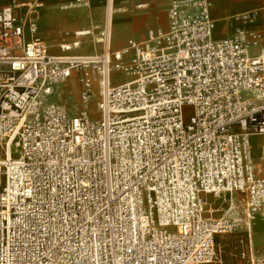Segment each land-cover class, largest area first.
<instances>
[{
  "label": "built area",
  "instance_id": "obj_1",
  "mask_svg": "<svg viewBox=\"0 0 264 264\" xmlns=\"http://www.w3.org/2000/svg\"><path fill=\"white\" fill-rule=\"evenodd\" d=\"M41 9L0 6V264H212L237 224L208 196L264 213V31L217 39L210 0H170L145 41L113 50L111 17L99 53L54 55ZM74 73L75 113L53 98Z\"/></svg>",
  "mask_w": 264,
  "mask_h": 264
},
{
  "label": "crops",
  "instance_id": "obj_2",
  "mask_svg": "<svg viewBox=\"0 0 264 264\" xmlns=\"http://www.w3.org/2000/svg\"><path fill=\"white\" fill-rule=\"evenodd\" d=\"M89 1L91 3L90 10H81L72 8L75 0H22L25 5H31L35 2L42 4L39 15V34L40 25L43 24L48 28V40L51 43L64 42V44L59 45L58 52H53L45 43L51 54H62V47L77 43L78 46L72 48L70 53L79 56H86L81 55L79 51L81 50V46H83L82 44L87 41L86 38L92 35L90 29L93 27L95 29H104L105 27L108 3L105 15L102 16L101 6L104 0ZM210 1L212 4L211 16L216 29L215 38L228 37L235 32V28L239 27L264 31V0ZM169 3L170 0H115L114 6L121 13V16L117 20V26L120 30L119 32H115V38L123 45L119 48H111L119 50L126 45L128 40L145 41L149 31H166L168 28L167 11ZM7 4L8 0H0V6H6ZM256 11H259L260 17L256 18ZM248 14H252V20L245 18V15ZM84 31L88 32V34L77 36L76 33ZM103 35L104 32H101L100 36ZM101 41L96 44L101 45ZM85 50L90 51L89 45ZM254 161L256 162V160Z\"/></svg>",
  "mask_w": 264,
  "mask_h": 264
},
{
  "label": "rangeland",
  "instance_id": "obj_3",
  "mask_svg": "<svg viewBox=\"0 0 264 264\" xmlns=\"http://www.w3.org/2000/svg\"><path fill=\"white\" fill-rule=\"evenodd\" d=\"M108 1L104 0L101 6V15L104 16L106 5ZM90 1L88 4H76L72 5L73 9H86L90 10ZM116 9V6H114ZM121 13L116 11L113 13V22L111 20V47L119 48L123 44L119 43L115 38L116 32V23ZM107 10H106V21L107 22ZM115 21V25H114ZM95 29L94 27L90 29L92 31V35L88 36L87 41L83 43L81 46V50L79 53L81 55H95L96 52L101 50V45L95 43V39H103L101 32L106 30V27ZM235 28L234 30H236ZM40 34L45 43L51 48L53 52H58L59 45L64 44V42L59 43H51L48 40V28L41 24L40 25ZM89 45L90 51L85 50V46ZM96 50V51H95ZM127 80V77L122 76L121 74H116L114 81L121 82ZM95 91L97 92V86H95ZM79 92L80 85L78 82V74L74 73L72 78L69 79L66 83H63L56 87L54 92V99L61 103H65L71 112L75 113L80 109L79 105ZM92 112L95 111V106L97 102V97L91 99ZM94 116H97L94 114ZM235 131H238L237 127H234ZM259 162L256 160L255 165L258 166ZM227 199L228 201L224 203V206L218 207L220 200ZM243 199V195L240 193H234L231 195H226V197H219L214 200V204L218 207L217 211L213 212V217L219 218L227 212L231 216V219L237 224V228L233 231H224L218 234L215 237V259L212 264H251V261L254 257H258L264 255V233L254 234L250 233L253 230L252 225L249 224V220L246 218L244 214V203L241 201ZM233 204V206H232ZM248 221V222H247ZM254 231V230H253ZM264 231V230H262Z\"/></svg>",
  "mask_w": 264,
  "mask_h": 264
},
{
  "label": "bare ground",
  "instance_id": "obj_4",
  "mask_svg": "<svg viewBox=\"0 0 264 264\" xmlns=\"http://www.w3.org/2000/svg\"><path fill=\"white\" fill-rule=\"evenodd\" d=\"M114 3H115V0H108L107 20L109 22V25H110L111 17H112V22H113V13H115L117 11L114 8ZM210 4H211V1H210ZM211 8H212V4H211ZM252 14L245 15V18L247 20H252L253 19ZM257 17H260L259 11H256V18ZM114 25H115V21H114ZM119 30H120V28L117 26V23H116V31L119 32ZM109 31L111 33L110 27H107V30H106L107 39H108V35H109L108 32ZM85 32L86 31H84L83 33H85ZM215 34H216V29L214 28V35ZM100 41H101V39H97V40L95 39V43H98ZM87 47L88 46L86 44V46L84 48H87ZM262 151H263V148H262V145H261V136L259 134H256V133L250 135V158L252 160H259L261 155H262ZM214 200H215V198L213 199L211 196L207 197V203L208 204H213L214 205L213 208H215L216 211L218 210L217 209L218 207L224 206V203L228 201L226 198L222 199V200H220V203L218 204V207H216L215 204H214ZM215 202H216V200H215ZM232 206H233V204H232ZM249 224L252 225L251 227L254 230V231L253 230L250 231V233H254V234L264 233V231H262V230H264V213H260V214L254 215L253 219L249 220Z\"/></svg>",
  "mask_w": 264,
  "mask_h": 264
}]
</instances>
